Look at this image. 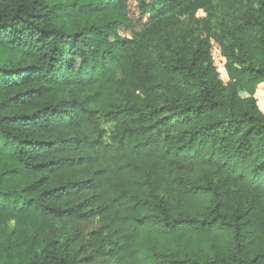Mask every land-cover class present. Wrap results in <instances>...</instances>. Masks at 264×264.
I'll return each mask as SVG.
<instances>
[{
	"label": "trees",
	"instance_id": "16d2710c",
	"mask_svg": "<svg viewBox=\"0 0 264 264\" xmlns=\"http://www.w3.org/2000/svg\"><path fill=\"white\" fill-rule=\"evenodd\" d=\"M211 3L0 0V264H264V0L227 81L206 41L153 37Z\"/></svg>",
	"mask_w": 264,
	"mask_h": 264
},
{
	"label": "rangeland",
	"instance_id": "374dc122",
	"mask_svg": "<svg viewBox=\"0 0 264 264\" xmlns=\"http://www.w3.org/2000/svg\"><path fill=\"white\" fill-rule=\"evenodd\" d=\"M244 1L212 0V3L204 11L176 13L161 22L157 29L158 34L153 37L171 38L174 43L180 37H185L186 40L199 38L204 42L206 41L212 50L214 66H217L220 72L223 71L222 77L227 81L228 77L224 71L226 57L223 50V47L231 41L227 28L232 27V22L240 14ZM252 56L255 61H259V51L253 49ZM236 66L241 68L238 64ZM228 70L230 71L231 69ZM14 224V221L9 222L6 234L2 239L3 245L9 242L23 245V237L14 230ZM98 226L99 219L97 216H93L80 221L79 226L75 227V231H78L81 236L86 235L90 239L92 232ZM30 227L35 228L38 235L50 237L62 234L67 228V223L48 219L36 225L31 224Z\"/></svg>",
	"mask_w": 264,
	"mask_h": 264
}]
</instances>
